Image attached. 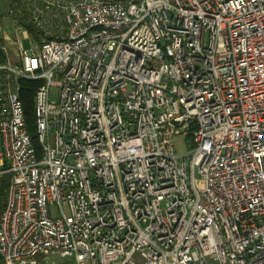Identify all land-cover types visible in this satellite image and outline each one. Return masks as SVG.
<instances>
[{
	"label": "built area",
	"instance_id": "obj_1",
	"mask_svg": "<svg viewBox=\"0 0 264 264\" xmlns=\"http://www.w3.org/2000/svg\"><path fill=\"white\" fill-rule=\"evenodd\" d=\"M3 18L0 264H264V0H13ZM20 80L40 82L39 156Z\"/></svg>",
	"mask_w": 264,
	"mask_h": 264
},
{
	"label": "trees",
	"instance_id": "obj_2",
	"mask_svg": "<svg viewBox=\"0 0 264 264\" xmlns=\"http://www.w3.org/2000/svg\"><path fill=\"white\" fill-rule=\"evenodd\" d=\"M6 57L0 55V62H4ZM40 85V82H33L29 80H20L19 81V97L23 104L24 117L26 121V128L28 134L31 138L32 144L37 151L39 156V147L36 140V132L34 126V108H33V96L37 87ZM8 187V175H2L0 177V212H2L6 199V190ZM68 264H73V261Z\"/></svg>",
	"mask_w": 264,
	"mask_h": 264
},
{
	"label": "rangeland",
	"instance_id": "obj_3",
	"mask_svg": "<svg viewBox=\"0 0 264 264\" xmlns=\"http://www.w3.org/2000/svg\"><path fill=\"white\" fill-rule=\"evenodd\" d=\"M13 0H0V24H6L7 23V20H5L3 18V16L8 13L9 11V8L12 4ZM22 42V45L24 48L28 49L29 46H30V42L27 41V40H21ZM9 49L12 50L14 49V46H9ZM11 59V57H10ZM189 149V146L187 144L184 143V139L180 138L179 141L176 142V145H175V150H176V153L179 155V156H184V155H187L188 154V150ZM0 151H1V140H0ZM194 182H195V186L197 188V190H201L202 188V182L200 181L199 179V176L197 175V173L194 174ZM1 214V212H0ZM40 259H42V261L46 264H68L69 262L71 263L72 260L71 259H62L58 256H50V257H47V258H44V257H40ZM74 264V263H73Z\"/></svg>",
	"mask_w": 264,
	"mask_h": 264
}]
</instances>
